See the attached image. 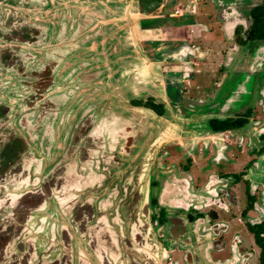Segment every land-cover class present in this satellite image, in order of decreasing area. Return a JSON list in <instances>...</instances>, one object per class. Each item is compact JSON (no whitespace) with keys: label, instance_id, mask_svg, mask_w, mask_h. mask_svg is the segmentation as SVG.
<instances>
[{"label":"flooded vegetation","instance_id":"flooded-vegetation-1","mask_svg":"<svg viewBox=\"0 0 264 264\" xmlns=\"http://www.w3.org/2000/svg\"><path fill=\"white\" fill-rule=\"evenodd\" d=\"M60 1L56 7L53 0H0L2 9V5L13 6L1 15L11 25L10 29L0 27V38L36 45L50 56L30 69L23 51L16 54L14 48L0 45V253L4 245L8 256L0 261L56 264L73 258L81 264L80 253L74 250L48 261V251L55 250L48 248L55 247L52 241L57 235L63 239L65 234L64 226L60 227L61 202L69 201L78 209L87 191L95 188L93 216L99 207L101 213L103 209L111 212L109 221L120 228L121 242L129 231H134L138 242H143L145 229L153 236L156 253L148 254L146 260L132 256L123 264H264V38H255L251 31L252 10L264 0H78L90 1L98 13L97 26L87 28L83 11L76 12L73 20L59 15ZM51 7L55 17L49 22L37 26L30 20L39 14L35 11L48 13ZM201 9H208L212 19L224 26L221 43L217 36L211 41L203 38L201 29L193 32ZM88 11L92 15L93 10ZM117 20L126 25L116 33L127 35L130 49L124 54L144 77L132 87H128L126 61L122 66L116 62L114 69L119 70L114 72L102 62L110 58L106 51ZM183 20L189 22L180 23ZM79 27L87 36L92 27V39L83 47L69 45L66 35L59 36L61 31L65 34ZM17 29L25 41L18 40ZM63 39L60 51L52 52L56 47L51 42ZM79 39L74 40L80 44ZM90 43L92 50L84 52ZM100 56L96 69L94 57ZM239 75L259 79L249 92L241 84L236 90L237 96L252 95L244 105V98L233 97L234 91L228 94L226 89ZM125 84L123 100L117 99ZM107 97L120 104L119 114L126 118L133 109L149 111L160 120L169 118L167 131L173 128L176 137L165 136L166 145L160 144L161 129L149 120L147 139L140 147L134 144L133 134L122 135V125L115 143L97 136L99 127L89 117L101 114L104 107L106 127L115 125ZM24 114L41 116L32 136L21 122ZM30 117L36 121V115ZM66 119L73 121L63 137L62 154L56 157L53 145ZM127 131H132L131 126ZM88 143L94 146L92 159H98L91 165V175H78L68 201L58 199L53 178L81 148L88 150ZM37 145L41 157L32 150ZM33 157L38 160L33 165H43L40 175L32 177L36 183L30 184L38 190L16 192L18 167ZM196 166L209 171L205 182L191 172ZM82 190L86 193L79 197ZM21 222L31 223L23 229L37 230L38 236L31 241L24 240V233L19 237Z\"/></svg>","mask_w":264,"mask_h":264},{"label":"rangeland","instance_id":"rangeland-1","mask_svg":"<svg viewBox=\"0 0 264 264\" xmlns=\"http://www.w3.org/2000/svg\"><path fill=\"white\" fill-rule=\"evenodd\" d=\"M42 1L43 0H39V2H42ZM53 1L54 3H56V7H57V4L60 0H53ZM260 1H263V0H260ZM74 5H77V6H74ZM79 5H80V9H79ZM2 6L5 9L0 8V20H1L0 27L10 29L11 23L10 21L7 22V16L3 18V16L1 15H3L4 13L6 14L9 13L10 10H8L7 8H10L11 10H13V6H8V7H5V5H2ZM92 6L93 5L90 1L89 3L83 1V3L81 4L78 2V0H73V1L66 0V1H60V6L58 5V11H59V15H62L63 18L66 20H73L74 17H76L75 16L76 12H79V10L80 12L83 11L84 17L82 16V19H83L82 22L83 24L86 22V28H87L89 24L90 25L93 24V26H97L96 19H98V15H97L98 13L96 14V10H94L93 9L94 7ZM90 9L93 10L92 15H89L88 10ZM35 13H39V14H33L30 20L33 23H35V25L37 26H39L38 24L41 23L42 21L49 22V20L53 19L52 18L53 15L55 17V9L53 7L50 8L48 13H45L44 9H40V11H35ZM210 13L211 12L208 11V9H201L200 21L197 24V26L193 29V32L201 29L200 32L204 34L203 38H207L208 40L211 41V39L214 36H217L218 43H221L225 35L224 26L222 24L216 23V20L212 19V16ZM116 22H117V25H116L117 30L114 34L110 48L108 49V51H106V57H109L110 55V58L107 61L105 60L102 61V56L94 57L95 62H96L95 67L96 69H98V67H100V61H102L104 65L110 67L112 72H114V71L119 70V68L114 69V66L117 64L116 62L120 63L119 65L122 66L123 64H125V61H126L128 64H126L125 66H128L130 69L129 71L130 83L128 87L130 86L132 87V85L137 83L138 81H143L144 77L143 75L140 76L137 74V72L135 71V67H134L135 63L133 62V60L126 58L127 55L124 54L125 51H128L130 49L129 42L128 44L126 43L127 35L125 37H118L116 35V33H118L119 30H123V29L125 30L126 25L122 26L121 20L120 21L117 20ZM187 22H189V20H183L180 23L186 24ZM92 27H89V30L92 31ZM42 30L45 31V29H41V31ZM79 30H80V27L78 29H69L66 31L65 34H63L61 31L59 32V36L62 37V35L63 36L66 35L67 36L66 40L69 42V45H72V46L79 45L83 47L84 45H86L88 40L92 39V32L90 31L89 32L90 36H87V34L85 35L86 31L81 30L79 32ZM17 31H19L20 34H16L15 32L14 33L17 36L18 40L20 39L24 40L26 36H22L20 29H17ZM98 32L99 31H96V33ZM77 37H80L79 39L80 44H78V42L74 40V39H77ZM64 40L65 39L61 41L59 40L57 42H54V44H52L51 42V45L53 47H56L52 50V52L54 51L59 52L60 47L63 46L65 43ZM0 45H3L4 47L14 48V50L16 51V54H18L17 52H19L20 50L21 52L23 51L24 58L27 57L28 59V61L26 60V64L30 69H33L36 67V64L39 63L38 60L42 62L46 59V57H50L46 53H43L41 49L38 50L36 45H29L23 41H19L17 44L16 41L8 42L6 38L2 37L0 38ZM88 45H90V47L87 50H83L84 52H90L92 50V43ZM24 51L26 52V55ZM38 53L41 55L38 59L32 56V54H35L38 56L39 55ZM75 61L76 63H78L77 59ZM90 62H94V60L88 61L87 63H90ZM19 71H21L20 68H19ZM88 71H93V70L91 68V69H88ZM94 75L95 73L91 74V76H94ZM5 80H9V79L6 78ZM257 80L259 79L258 77H255V76H252L249 79L247 75H244V76L239 75L235 78L232 85L229 86L228 85L229 82L227 83L226 89H228L229 87L228 94L234 91L231 94L233 95V97H237V98L239 97L241 99L244 98L245 100L241 101L243 102L242 105H244V102H248L247 98H250L252 95L251 94L247 95V93L246 95H244L243 92H241L237 96L235 94L236 90L241 84V85H245L247 92H249L251 87H253L256 84ZM124 83L125 81H123L122 85ZM124 87L126 88V84L123 86V88H121L120 92L118 93L117 99L123 100V97L125 96ZM107 100L109 102L107 106L110 107L113 113H115L116 115L113 118V122L116 126L113 125L111 129L109 127H106V124H107L106 119L108 116H107L105 107H104V112H101V114L99 111L97 115L89 117V119H92V120L95 119L96 125L94 127H99L98 129H96V135L103 137V139H106V141L112 140L115 143L117 141L116 140L117 136H120V133H121V130L119 129L120 128L119 125H122V128H123L122 135L123 134H133L135 136L134 144L140 147L142 143L144 142V140L147 139L148 127H150V123L148 122V120L151 121V124L156 125L159 127V129H161L159 134L162 137L160 141L162 143L160 144L166 145V142L165 141L163 142L164 140L163 138L170 137L173 139L174 137H176V133H171V132H174L173 128L171 131H167L170 125L169 118H168V121L167 120L165 121L164 119L160 120L156 116L150 114L149 111L145 112L139 109H133L130 116L128 115L130 118H126L127 116L124 117L122 114H119L121 111L119 112L120 104L118 102L114 101V99H110V97H107ZM236 108H237V105H236ZM116 109H118V111ZM122 109L127 110L126 108H124V106L122 107ZM24 115L25 116L21 120V122L24 126L25 125L28 126L27 133L30 136H32L33 133L36 131L37 123L41 120V116H38L37 114H24ZM31 115H36L37 117L36 121L34 117L32 120V118L30 117ZM28 118H30V121L27 120ZM127 120H131L132 124L127 125L126 124ZM71 121H73V119H66V122L64 123L65 124L64 127L59 128L62 130L60 132L58 130L57 132V135H56L57 140L55 139V144L53 145V149L56 150V155H55L56 157L62 154L61 149L64 147V142H65V140H63V137L64 135L70 132V130H68V125L71 124ZM130 126L132 128V131L129 133L127 129L130 128ZM22 134L25 136L26 131L24 130ZM153 135L156 137L155 134ZM88 144L90 147L88 150L85 148H81L79 150V155L76 157V154H75L73 156V159H71V161H69L67 165H64V167H61L60 171L53 178L52 182L53 183L56 182V189L57 188L59 189L58 193L56 194L58 199L68 201V197L72 196V194H70V189H73V186L79 181L80 177H78V175H84L85 178H89L87 176L91 175V172H90L92 170L91 165L95 164L98 159L97 158L92 159L93 154L91 155V153H93L94 150L92 152L91 150L94 149V146L90 143ZM170 144L171 143H168L167 145H170ZM32 150L38 154L37 157H41V150L40 148H38V145L34 147ZM26 154H25V157H27ZM56 157L52 161H55ZM34 158L35 157H33L32 159L28 158L29 162H27L26 164H21L22 162L20 163L21 165H19L18 167L19 170L16 172L17 174L15 177L18 179V181L15 182L16 184L13 186L16 192L18 191L19 193L21 192L22 194L27 191H30V189L32 188L34 189V191L38 190L32 187V185L30 184L36 183V182L31 181L32 177H34L35 175L37 176L40 175V173L43 171V165L42 166L33 165L35 161H38L36 158L35 159ZM145 167L146 165H144V168ZM191 172L196 176L198 180H201V182H205L209 174V171H207V169L202 166H196L195 168L192 169ZM21 179L23 180L21 181ZM81 181L82 183L85 182L83 178L81 179ZM23 183H24V187H22ZM5 185L7 186L6 183ZM94 189L95 188L87 191L88 196L86 199L83 200V202L80 204L78 209H74V207L76 206L69 204V201L67 203L61 202L62 207L59 206V212L63 216L62 217L63 221L62 223H60V227L64 226L65 234L64 235L62 234L63 239H62V236L60 238L59 235H57L55 240L52 241L55 247L48 248V250L49 249H55V250L48 251V253L51 254L50 258H48L49 259L48 261H53L59 254L61 255L65 253L68 254V252H73V250L75 252L77 251L80 253L81 264H109L108 261L111 262L110 264H123L124 263L123 261H125L129 257H132V256H134V258L141 257L142 259L144 258L146 260L148 254L156 253V249H155L156 246L152 245L154 241L152 240L153 236L151 234V231L149 232V230L147 229L144 230L142 234L143 239L141 240L143 242L137 241V235H134V231H129V234L126 236L127 238L121 242V236L119 234L120 228L115 226L113 223L109 221L111 212H109L107 209L102 208L103 210L101 213L100 211L101 207H99V204L97 203L96 208L99 207V213L96 214V216H93L91 209H92V205H95L94 200H96V198L92 195V191H94ZM135 190H137V188ZM85 193L86 191L82 190L78 196L82 197L83 194ZM97 200H98V197H97ZM102 203H104L105 205L106 203L105 200H102ZM38 215L39 213H37L35 216H38ZM36 220H38V218H35V221ZM19 223L20 221L18 222V224ZM28 225L31 226V223H29ZM28 225L27 223L25 224V222H21V224L19 225L21 227V229H19L20 237L24 233L22 237L24 238L25 241H27L28 239L29 241H31L36 235L35 233H37L36 232L37 230L25 231ZM17 230L18 229H15L14 232H16ZM123 232H126V231L124 230ZM42 237H44V235H42ZM110 239H113L117 243H110L109 242ZM6 253H7V250L2 251L0 253V260L6 259L8 257L6 256ZM56 264H66V263H63V261H60V262H57Z\"/></svg>","mask_w":264,"mask_h":264},{"label":"trees","instance_id":"trees-1","mask_svg":"<svg viewBox=\"0 0 264 264\" xmlns=\"http://www.w3.org/2000/svg\"><path fill=\"white\" fill-rule=\"evenodd\" d=\"M254 25L251 28L252 35L257 39L264 38V2L253 10Z\"/></svg>","mask_w":264,"mask_h":264},{"label":"water","instance_id":"water-1","mask_svg":"<svg viewBox=\"0 0 264 264\" xmlns=\"http://www.w3.org/2000/svg\"><path fill=\"white\" fill-rule=\"evenodd\" d=\"M23 212H25V207H24V205H23V206L21 207V209H20V213L22 214ZM21 214H20V215H21ZM1 236H3V235H1V232H0V239L3 238V237H1ZM15 237H16V234H15ZM15 237H14V238H15ZM19 237H20V235H19ZM5 247H6V245H5ZM3 248H4V245L1 246V250H2V251H3ZM70 261H71V263L73 264L74 262L77 263L78 260H77V259L75 260V259H73V258H72V259H68V260L65 259V260L63 261V263L70 264ZM30 262H31V261H30ZM36 262H37V261H33V263H36ZM0 264H5V262H4V261H0ZM6 264H9V262H6Z\"/></svg>","mask_w":264,"mask_h":264}]
</instances>
